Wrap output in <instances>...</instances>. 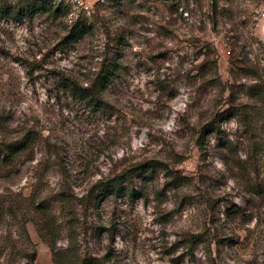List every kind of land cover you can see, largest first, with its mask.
Listing matches in <instances>:
<instances>
[{
  "label": "rangeland",
  "instance_id": "374dc122",
  "mask_svg": "<svg viewBox=\"0 0 264 264\" xmlns=\"http://www.w3.org/2000/svg\"><path fill=\"white\" fill-rule=\"evenodd\" d=\"M65 1L57 18H0V151L28 142L0 160V207L50 220L48 240L72 238L103 264H264V0ZM78 16L92 29L66 41ZM112 62L103 109L64 87ZM149 160L167 168L125 195L94 191ZM32 190L50 218L32 212ZM36 228V264H54ZM26 243L0 210V264L11 252L10 264H31L16 255Z\"/></svg>",
  "mask_w": 264,
  "mask_h": 264
},
{
  "label": "trees",
  "instance_id": "16d2710c",
  "mask_svg": "<svg viewBox=\"0 0 264 264\" xmlns=\"http://www.w3.org/2000/svg\"><path fill=\"white\" fill-rule=\"evenodd\" d=\"M180 7L184 9L181 0L177 6V9ZM70 11L71 4L66 3L65 0H60L59 2L56 0H0V18L5 20H14L17 22H22L25 19H33L37 14H49L54 18H57L62 14H68ZM70 27L71 28L66 36V41H77L83 38L92 29V25L89 23L88 19L82 18L81 16H78ZM104 64L105 65L101 66L98 72L94 73L95 75L93 81H90L91 79L86 80V85H84V82L80 84L79 82L66 79V81L63 83L64 87L67 88L73 96L86 101L89 106H92L95 109H103L102 104L104 100L98 96V92L100 91L99 89H105L109 85L112 77L115 75V71H117L116 63H110L108 68L106 67V63ZM263 93L264 87L260 94H257L262 96ZM228 112L229 111L220 113L219 116L228 119L231 117L228 115ZM210 131L215 132L216 129L212 127V130ZM27 144L28 142L26 140H16L7 144H3L4 146L0 151V160H11L17 153L26 148ZM164 167L167 168V165L160 161L149 160L134 165L127 170H122L118 173H112L108 177H101L93 188L94 191L99 190L102 198L109 195H125L127 193V189L124 186V183H132L134 177L140 176L141 172H153L156 168ZM177 178L182 179L183 177L179 175ZM64 188L65 187L63 185V191L60 193V201L66 202L70 199V196L66 193ZM129 195L131 197L135 196V191L131 190ZM27 200L32 207L31 209L34 215H49L50 211L48 205H46L44 202L37 201L35 190H32V193ZM0 210H2V214H5L13 224L17 223L18 226L24 230L27 243L21 250H18L16 255L28 258L31 264H36L38 251L37 243L32 239V236L28 230L29 222L35 223L37 226V232L45 241H47L53 253L54 264H103L102 259L99 257H86L80 254L79 249L73 248L75 246V240L72 238L70 239V243L67 248L64 249L57 247L56 238L53 240H48V234H46L47 232H45V230L47 229L50 234L54 231L52 229L53 223H50V220H48L47 223L42 226L37 223L36 218L31 219L27 218V216H22L18 212L19 209L15 208L14 206L3 205L0 207ZM3 211L5 213H3ZM48 218H50V215ZM192 237L194 239L189 240L191 246H194L200 242V239L197 235ZM12 255L13 252L7 254V264H10L16 260L15 256L13 258Z\"/></svg>",
  "mask_w": 264,
  "mask_h": 264
}]
</instances>
